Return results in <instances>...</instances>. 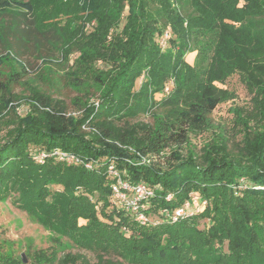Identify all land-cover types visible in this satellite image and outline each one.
<instances>
[{
    "label": "trees",
    "instance_id": "16d2710c",
    "mask_svg": "<svg viewBox=\"0 0 264 264\" xmlns=\"http://www.w3.org/2000/svg\"><path fill=\"white\" fill-rule=\"evenodd\" d=\"M4 14L28 16L31 27L6 24ZM50 29L56 61L52 43L37 38ZM0 46L8 68L0 70V202L27 213L62 249L91 253L93 264H264V0H0ZM26 55L41 60L33 79ZM233 74L251 95L248 107L229 109L240 146L206 141L195 150L190 135L212 128L213 110L233 97L223 87ZM55 76L75 93L69 105L53 97ZM31 81L29 110L18 116L11 86ZM109 167L153 190L145 213L158 224L141 226L111 202ZM190 195L203 210L174 222L162 216ZM57 253L28 264H91ZM23 260L0 252V264Z\"/></svg>",
    "mask_w": 264,
    "mask_h": 264
},
{
    "label": "rangeland",
    "instance_id": "374dc122",
    "mask_svg": "<svg viewBox=\"0 0 264 264\" xmlns=\"http://www.w3.org/2000/svg\"><path fill=\"white\" fill-rule=\"evenodd\" d=\"M1 19H3L4 23L10 24L14 22H18L23 28L31 27V19L28 16L24 17H14L13 15H1ZM16 19V20H15ZM65 17H60L59 25H63L65 22ZM3 23V24H4ZM121 25V23H120ZM119 25V26H120ZM111 31V29H110ZM40 37L43 40L50 41L52 43L51 51L52 56L51 59L58 60V50L57 45L59 44V37L57 33L50 29L44 31L40 36L37 35V38ZM108 38V37H107ZM2 46H0V53L4 54L2 51ZM49 50L46 51L48 53ZM193 54H188L185 59L188 62H192L191 58L194 56ZM76 54L73 56L75 57ZM49 57V56H47ZM45 57V58H47ZM25 61H29L26 63V69L28 71V78L33 79L30 76H34L35 73L41 67V60L39 57H33L30 59L28 55L23 56ZM73 58V57H72ZM48 60V59H46ZM73 60H70L69 64L71 65ZM56 67V66H55ZM4 65H0V70L2 73L7 74V70L4 72ZM66 69V66L62 67ZM57 68L58 72L62 69ZM8 69V68H7ZM54 69V68H53ZM27 78V77H26ZM50 83L54 86V90L56 94L53 97H60L64 100L65 104L69 105V99L75 95L66 85H64V80L62 77L55 76L49 79ZM223 87H226L228 91L233 94V97L221 101L217 107L211 113L212 120V128L205 130L199 134L190 135V142L195 150H199L202 146V143L206 141H216L218 143L226 142V145L230 151L236 152L237 148L240 146V140L243 136L241 132L240 126L236 127L234 123V117L232 113H230L229 109L238 107V108H246L250 105V97L251 95L245 89L244 84L242 83L238 74H233L230 76ZM35 84L28 82L24 85H13L11 86V92L16 97V102H13L12 105L15 106L16 114L18 116H22L25 112L29 110V103L27 100L28 92L27 88L34 86ZM48 84H40L41 87L46 88ZM157 98L160 96L157 95ZM11 105V104H10ZM97 105V104H96ZM12 106V107H13ZM70 107V106H69ZM69 114L78 115V111H74V109L69 108ZM142 117V116H141ZM142 119H146L151 121L150 117H142ZM6 123L0 125V135H3L5 132ZM238 128V129H237ZM152 219V218H151ZM81 223V222H80ZM204 224H201L202 227ZM54 235L49 231L42 228L38 225L32 217H30L24 211L13 206L9 200L5 202H0V252L3 254H13L14 257L18 256L20 253L26 264L35 262V260L39 256H47L50 255L52 250L58 251L57 258H61L63 254L66 253H77L83 254L85 259L91 264L96 263V258L89 252L77 251L75 249H71L67 246V248L62 249L63 247L57 245L56 240L53 239ZM64 241L61 240V245H63ZM127 264V263H122Z\"/></svg>",
    "mask_w": 264,
    "mask_h": 264
},
{
    "label": "built area",
    "instance_id": "2783aa9c",
    "mask_svg": "<svg viewBox=\"0 0 264 264\" xmlns=\"http://www.w3.org/2000/svg\"><path fill=\"white\" fill-rule=\"evenodd\" d=\"M170 37L169 31H165L158 40L159 47L163 50L167 46V40ZM169 88H165V92H168ZM55 156L58 161L66 162L67 164L78 165L81 160L74 154H69L66 152L53 151L51 154ZM46 156L44 154H39L37 156V161L41 162L42 158ZM84 167L86 169H91L92 165L90 163H85ZM108 172L115 178V183L111 186L112 197L111 202L116 206H123L130 209L135 217V221L141 226L156 225L159 223L157 217H152L145 213L146 202L153 196V190L149 188L144 183H138L132 185L128 181H125L114 168L109 167ZM172 195L168 194L166 200H170ZM206 202L201 200L196 195H190V198L182 206L175 208L170 215L166 209L161 211L162 216L169 217L174 222L179 218L192 216L199 213L205 207ZM152 218V219H151Z\"/></svg>",
    "mask_w": 264,
    "mask_h": 264
},
{
    "label": "water",
    "instance_id": "95a60500",
    "mask_svg": "<svg viewBox=\"0 0 264 264\" xmlns=\"http://www.w3.org/2000/svg\"><path fill=\"white\" fill-rule=\"evenodd\" d=\"M23 257V256H22ZM23 262H25V260H23Z\"/></svg>",
    "mask_w": 264,
    "mask_h": 264
}]
</instances>
